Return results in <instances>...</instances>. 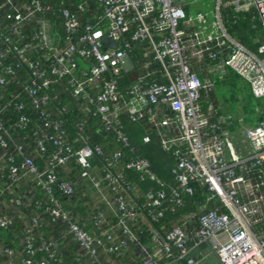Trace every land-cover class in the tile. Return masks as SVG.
<instances>
[{
    "label": "built area",
    "instance_id": "1",
    "mask_svg": "<svg viewBox=\"0 0 264 264\" xmlns=\"http://www.w3.org/2000/svg\"><path fill=\"white\" fill-rule=\"evenodd\" d=\"M55 2L0 0V264H63L60 248L68 237L76 252L66 264H105L102 253L115 255L129 245L141 264H204L209 254L218 264H264V234L256 231L264 220V121L243 131L240 153L225 130L229 117L203 99L223 74L202 80L196 70L219 62L264 100V44L248 50L227 33L222 16L225 8L253 10L264 31V0H212V20L201 0ZM135 44L142 51L138 67L131 58ZM133 72L132 82L120 88V79ZM56 86L80 102L125 153L108 155L90 145L84 120L75 121L76 138L70 140L69 105L58 99ZM120 115L153 128L174 160L172 184L136 154ZM149 142L144 135L142 143ZM92 157L100 158L102 181L114 193L103 199L115 219L95 215L89 232L54 194L71 197L72 184L60 172L71 162L89 170ZM130 173L147 186L140 201ZM27 179L46 197L44 206L27 204L32 185L18 191ZM199 189L203 204L185 211L169 230L157 227L166 210L183 209L185 197ZM15 220L21 232L5 237ZM46 223L59 239L45 237ZM129 223L148 233L146 243Z\"/></svg>",
    "mask_w": 264,
    "mask_h": 264
},
{
    "label": "trees",
    "instance_id": "2",
    "mask_svg": "<svg viewBox=\"0 0 264 264\" xmlns=\"http://www.w3.org/2000/svg\"><path fill=\"white\" fill-rule=\"evenodd\" d=\"M60 0H56V4L60 3ZM54 3V4H55ZM223 20H225L227 33L242 44L245 48L250 51L255 52L257 47L261 44H264V31L260 27L259 21L255 19L253 12H237L235 13L229 8H225L222 13ZM56 24L57 30L61 33V29L59 27V20L54 21ZM224 22V23H225ZM31 27L27 28V34L30 32ZM131 58L133 62L137 64L141 63L142 59V51L139 44H135L131 51ZM234 75L232 72H228L225 79L216 80L214 86L219 82L227 81L228 78H232ZM235 76V75H234ZM201 77V76H200ZM237 77V76H236ZM238 78V77H237ZM130 79L126 77H122L120 79L119 86L120 88H124L130 84ZM160 80V79H159ZM161 81V80H160ZM231 83V82H230ZM10 89H13L11 87ZM56 93L59 91L58 99L62 103H67L69 105V110L66 113L65 129L69 135L70 140H75L76 135L74 131V123L75 121L84 120V130L86 136L89 138L90 145H98L102 148L105 154H112L117 151H121L125 153V150L115 141L114 137L111 134L103 131L97 120L93 117H90L88 114H84L80 107V102L76 101L67 90L60 89L59 87H55ZM210 92L208 94V100H210L209 95L213 101V95ZM207 99V97H206ZM211 101V102H212ZM260 114L264 116V111L260 110ZM120 121L126 132L128 139L131 145L135 146L136 154L140 157H144L148 159L150 162L151 170L157 175V177L166 183L172 184L173 178L170 175V167L174 163L173 158L170 155L164 154L160 145L158 136L156 135L153 128L149 125L146 120H142L140 122L134 123L131 122L127 115H120ZM262 122L264 121L261 120ZM236 128V122H231L228 126H226L225 130L227 132H233ZM150 136V142L148 144L142 143V137L145 134ZM76 147H79V143H75ZM102 164L101 160L98 157H92L90 160V169L83 170L75 163H69L64 170L60 172V178L65 179L71 182L73 187V194L71 197L66 198L60 195V193H55V197L62 204L64 210L69 213L72 217L73 221L77 223L80 227H82L85 231L93 232L92 229V218L95 215H101L108 222H111L115 219V215L113 212L106 206L104 197L111 198L114 196V193L110 190L109 187L102 181ZM129 179L134 182V185H138V188L134 194L139 196V201L141 200L142 192L146 190V184L138 183L137 178L133 176L131 173L127 174ZM99 183V187H95V183ZM32 185L33 188V196H26L27 204L33 207L35 201L41 202L44 206L47 202L46 197L41 193L39 187L33 182L31 179H27L25 183H22L18 188L20 193H25L27 186ZM97 199L96 203H93L92 195ZM203 190H200L194 194L193 196L185 197V207L177 212H170L166 210L164 212L163 217L158 221L157 227L161 229L169 230L172 226L179 223V219L185 213V211H195L198 205H201L205 202V197L203 196ZM126 198V197H125ZM128 199L126 198V201ZM29 207L24 212L29 213L32 211V208ZM196 211L195 213H197ZM46 219L44 218V222ZM47 224V223H46ZM129 226L132 228L134 232L139 236L140 240L144 243L148 241V233L143 232L140 233V227L134 226L133 223H129ZM23 226L19 220H15V228L5 234V237L9 238L11 233L19 234L22 230ZM256 231L262 232L264 234V220L256 225ZM41 232L44 233L45 237L48 239H59L58 233L55 231L54 227H51L50 224L43 229ZM99 231H97V234ZM264 237V235H263ZM65 240V239H64ZM63 240V242H64ZM62 257L63 264H66L71 258L75 256V245L70 240V237L62 244ZM133 249V251L137 252V248L133 245H129L128 250L120 249L115 255H105L101 254V259L105 264H108L110 259H114L115 264H122L123 261L121 259L129 251ZM122 257V258H121ZM109 260V261H107ZM134 264H141L134 263ZM218 264V263H217Z\"/></svg>",
    "mask_w": 264,
    "mask_h": 264
},
{
    "label": "rangeland",
    "instance_id": "3",
    "mask_svg": "<svg viewBox=\"0 0 264 264\" xmlns=\"http://www.w3.org/2000/svg\"><path fill=\"white\" fill-rule=\"evenodd\" d=\"M212 0H201L205 11L203 13H208V20H212L211 10H213ZM229 1V0H224ZM198 8L192 10V17L195 16ZM225 22V20H224ZM226 24V22H225ZM205 68V67H204ZM232 78H228L227 81H219L213 89L210 91L213 95V101L209 95L210 100L213 105L219 108L221 114L229 117V123L236 122V128L231 133L236 138L233 139V145L237 148L239 145L245 146V138L242 136L241 132L249 127H253L264 119V116L260 114V110L264 109V100L254 98L251 93L249 86L242 80L232 75ZM231 82V83H230ZM209 92V93H210ZM241 146V148H242ZM92 195L93 203H96L97 199ZM207 246H202L201 250H206ZM207 259V264L218 263L214 254H211Z\"/></svg>",
    "mask_w": 264,
    "mask_h": 264
},
{
    "label": "crops",
    "instance_id": "4",
    "mask_svg": "<svg viewBox=\"0 0 264 264\" xmlns=\"http://www.w3.org/2000/svg\"><path fill=\"white\" fill-rule=\"evenodd\" d=\"M250 12H253V10H251ZM236 13V12H235ZM260 24V23H259ZM261 27V26H260ZM207 66V65H206ZM206 66H200L198 67L197 70V73L199 75V77L202 79V80H205V79H211V78H214V77H218L219 73L220 74H223V78L225 79L226 75L228 74V71H223L222 70V67L220 66L219 62L218 63H213L212 65H210L209 67H206ZM205 67V68H204ZM138 73H135L133 72L132 74L126 76L127 79H130V83L132 82V80L134 79V76H136ZM140 74V72H139ZM207 97V99H206ZM207 103H211V100H208V95H204V98H203ZM230 124V123H229ZM228 124V125H229ZM226 125V126H228ZM225 126V128H226ZM230 133V132H229ZM233 133V132H232ZM147 134V133H146ZM145 134V135H146ZM231 134V133H230ZM242 136H243V131L241 132ZM144 136V135H143ZM234 136V135H233ZM234 138H236L234 136ZM142 140V139H141ZM242 144L239 145L237 148L239 149V152L240 153H243L244 152V147L242 146ZM204 251V250H202ZM127 253L123 256V258L121 259V261H123L122 264H134V263H139V258H138V255H137V252L136 251H133V249H130L129 251H126ZM212 256L211 254H209L206 259H204V264H207V259ZM104 261V260H103ZM109 261V260H107ZM105 262V261H104ZM108 264H115L114 262V259H110V261L108 262ZM217 264V263H216Z\"/></svg>",
    "mask_w": 264,
    "mask_h": 264
},
{
    "label": "water",
    "instance_id": "5",
    "mask_svg": "<svg viewBox=\"0 0 264 264\" xmlns=\"http://www.w3.org/2000/svg\"><path fill=\"white\" fill-rule=\"evenodd\" d=\"M102 43H105V44H110V45H111V47H113V48L116 46V45H115V44H113V43L111 44L109 39H102Z\"/></svg>",
    "mask_w": 264,
    "mask_h": 264
}]
</instances>
